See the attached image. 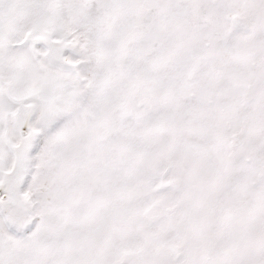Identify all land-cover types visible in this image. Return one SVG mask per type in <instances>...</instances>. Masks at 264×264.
Instances as JSON below:
<instances>
[{"label":"snow or ice","instance_id":"obj_1","mask_svg":"<svg viewBox=\"0 0 264 264\" xmlns=\"http://www.w3.org/2000/svg\"><path fill=\"white\" fill-rule=\"evenodd\" d=\"M0 264H264V0H0Z\"/></svg>","mask_w":264,"mask_h":264}]
</instances>
